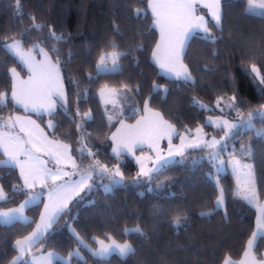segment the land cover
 <instances>
[{
    "label": "trees",
    "instance_id": "16d2710c",
    "mask_svg": "<svg viewBox=\"0 0 264 264\" xmlns=\"http://www.w3.org/2000/svg\"><path fill=\"white\" fill-rule=\"evenodd\" d=\"M246 7L247 0H222L219 27L206 16L208 28L217 39L209 42L201 38L202 33L192 36L184 62L193 81L185 82L165 76L152 61L159 35L149 0H0V93L9 97L6 105L0 106V121L23 112L10 97L11 70L28 75L4 45L20 41L35 52L43 48L56 63L59 61L67 100L58 103L52 114L33 116L45 128L48 120L54 122L49 134L70 145L77 174L95 159L101 165H116L123 176L105 192L101 182L109 179L94 175L90 184L95 187L69 204L33 247L35 253L55 251L70 257L78 250L83 260L73 256L70 264H224L226 257H243L255 231L257 208L236 194V175L230 168L217 174L211 167L207 155L212 149L190 148L178 162L149 180L138 176L136 155H113L110 137L121 120L134 121L142 114L145 101L174 126L175 142L182 134L193 135L198 128L207 138L224 136L225 129L208 124V116L237 122L247 118L250 111L262 110L264 84L252 65L264 77V18L246 14ZM137 9L141 10L139 16ZM35 25L41 27L36 29ZM52 32L62 39H52ZM112 45L127 53L119 60V70L97 73L100 56L114 50ZM154 85L167 91H154ZM104 86L128 89L122 108L106 111L99 96ZM233 103L234 108L229 106ZM201 104L206 107L201 108ZM85 113L90 118H84ZM253 123L254 129H241L229 136L222 154L231 157L235 153L241 161L254 163L259 200H264V136L255 133L264 130V123L259 119ZM82 137L94 158H82L77 151L82 147ZM242 148L252 154L242 155ZM0 183L7 194L0 202V211L17 207L28 198L29 190L24 188L17 168H0ZM52 185L41 189L40 201L27 208L28 222L0 223V264H10L19 255L15 243L34 230ZM220 187L225 204L216 209ZM176 217L182 220L179 229L173 224ZM136 228L142 235L125 231ZM77 236L91 249L98 247L97 239L109 241L110 237L130 243L135 251L126 257L113 254L101 259L79 244ZM255 254L263 258L264 238L258 239ZM24 261L28 260L23 258L20 264Z\"/></svg>",
    "mask_w": 264,
    "mask_h": 264
},
{
    "label": "snow or ice",
    "instance_id": "6c2138e0",
    "mask_svg": "<svg viewBox=\"0 0 264 264\" xmlns=\"http://www.w3.org/2000/svg\"><path fill=\"white\" fill-rule=\"evenodd\" d=\"M220 0H213V10L211 12L212 17L215 20V26L219 27L221 24V12H220ZM150 7L152 8L153 15L156 17V24L159 26L161 31V40L165 43L167 47V56L165 61L161 63V68H166L171 73H174V78L177 80H183L185 82L191 81V74L188 72L187 67L180 63L181 56L185 51L186 45L190 38H192L194 33L200 32L203 35L202 39H205L209 42H215L217 37L213 36L207 26V21L203 17H197L194 15V5L189 2V0H150ZM136 15L139 16L141 10H135ZM246 14L259 16L264 18V0H247ZM34 19V18H33ZM40 25H35L36 29H39ZM51 38L55 40H61L62 37L56 36L54 32L51 33ZM13 55L23 59L22 45L20 41H14L12 44L4 45ZM113 51L104 53L100 56L99 62L97 64V73L100 72H115L120 68L119 60L122 56L127 53H122L115 50V45H112ZM161 45L157 44V51L153 52V58H158V50ZM36 46L34 45V49ZM41 54L45 56V60L39 64L31 61V57L27 60H23L24 63L29 65L31 71H33L34 76L36 77V85L32 88H20L17 89V85L14 82L12 85L11 99L16 102V104H23L25 110H29L28 102L33 104L31 110L40 113L41 109L52 114L55 110V102L52 100L53 96H56L60 100H64V92L62 88V83L59 78L58 70L56 65L52 64L47 56V53H44L41 49ZM55 52V49H51ZM106 61H111V66H109ZM59 63V61H57ZM12 73H15V69L11 70ZM252 71L260 77V83L264 84V77L260 76V72L255 65H252ZM91 79V77H90ZM160 86L154 85L153 90L159 91ZM166 92L167 89H164ZM103 93V90H102ZM262 95H264V89H261ZM9 97L6 93H0V106H5ZM221 100L223 98H220ZM235 101V97L232 98ZM219 106V103L218 105ZM230 107H235V104H230ZM148 101H145V109L147 110ZM201 108L206 106L201 104ZM262 110L259 111H250L247 115V118H241L236 123H230L227 120H222L221 123L217 124V127H226L228 131L225 132V137H228L233 134H238V130L241 129H254V120L259 119L261 123H264V106H261ZM77 115H79V110H77ZM159 117V113L155 114ZM84 118H90V114L85 113ZM111 119V117L109 118ZM162 123L171 130L172 133L175 132L174 126L167 125V122ZM209 124L212 123L211 118L208 121ZM34 121L22 120L20 117L9 118L8 121L0 125L4 128H14L17 125L20 126V131L24 132L28 139L24 140L18 135H11L10 133L6 134L0 132V149L3 150L2 154L5 159H0V168H19L20 175L24 180L25 189H31L35 186L36 180L39 176H43L42 182H47L51 179L56 181L62 178V176H68L69 173L64 172L62 169H56L55 171L43 167L44 162L40 161L37 156L34 155V151H39L33 133L29 131L25 125H33ZM49 127L54 128L55 124L50 121ZM81 126L77 125L79 130ZM200 130L198 129L197 132ZM257 136H264V130H255ZM115 138V137H114ZM181 144L177 148V155L183 156L186 148L191 149H212L208 152L207 161L212 168L216 170V173L219 174L224 170L226 164L230 165L233 173L237 176L238 185L242 182L244 185L243 190V199L246 200L249 204L253 203V198L256 196L255 190V169L254 163H241V160L237 159L235 153L230 154L231 158L225 161L221 158L222 152L224 150V145L222 143L224 138L221 140H216L213 138L210 141H200V142H189L187 145L184 143V137L181 136ZM171 144V137L169 139ZM51 144V142H48ZM80 143L82 147L77 149L81 157L84 156L94 158L95 153L91 148L87 147L83 142V137L81 138ZM31 145V147H29ZM220 147H217V146ZM57 150L56 153V162L60 163V160L66 156L68 145L65 144H56L54 145ZM123 151V149H121ZM113 152L119 156L116 148H113ZM242 155L247 154L251 155L250 149L241 150ZM172 156L171 150L169 151V157ZM25 157L26 159H21ZM68 159H71L69 156ZM204 159V158H201ZM196 161H194L195 163ZM170 159L167 158H158L156 164L150 168H141L138 176L147 177L149 180L156 178V174L160 173L162 169L166 168ZM75 162L73 161V167H75ZM109 169L100 164L99 160L93 159V163L79 175V179L72 182H65L56 186V188L49 193V199L52 200L55 195V200L51 205L49 210V205H45V211L47 214V219L45 222V215H41V225L37 226L36 231H34L29 237H26L24 240H17L15 243V249L18 251L19 255L10 262V264H20V261L23 259L25 254L30 250L32 245L37 242L44 234L52 228L55 221L59 216L68 208V203L73 199L74 196L79 195L80 192L87 190L90 192L95 185L90 184L89 181L93 180V174L100 176L101 178L107 177L109 179V184L103 185L105 192L111 189L113 184L119 183L123 179L122 173L117 168L111 171L109 175ZM211 175V173H209ZM116 177H120V180H117ZM31 180V183L29 182ZM219 187V180L216 181ZM16 190V186H13V191ZM237 195H241L239 188L237 190ZM28 199L20 205L19 208L13 209L10 212H0V223L10 224L17 220L27 221V217L24 216V211L31 205L37 204L43 193L40 192H31L27 193ZM7 196L3 191V187L0 186V201L6 200ZM225 196L223 188H219V195L217 196L215 208L219 209L224 205ZM262 214L257 217V230L253 232L252 238L248 240V248H253L255 246L258 238H264V209L261 210ZM204 215H211V213H201ZM186 219V218H184ZM174 226L179 229L182 227V220L180 217H176L173 220ZM127 232H140L139 228L136 229H126ZM75 235V233H73ZM79 244L83 245L84 248L88 249L93 256L98 258H105L111 256L112 254H117L120 257H126L129 254L134 253V248L128 242L118 244L115 241H112L109 244H105L104 240H96V243L99 247L96 250L89 248L87 244H84L83 240H80L77 236ZM109 239H111L109 237ZM245 256H248L249 253L245 251ZM70 259L63 261V264H70L71 257H79V251L69 254ZM83 260V257H80ZM56 260H62L61 257L57 256L55 253H48L47 256H42L39 258V264H53ZM24 264H29L28 261H24ZM32 264H36L35 261ZM224 264H231L230 258L226 257Z\"/></svg>",
    "mask_w": 264,
    "mask_h": 264
},
{
    "label": "crops",
    "instance_id": "0c3cea01",
    "mask_svg": "<svg viewBox=\"0 0 264 264\" xmlns=\"http://www.w3.org/2000/svg\"><path fill=\"white\" fill-rule=\"evenodd\" d=\"M189 2L193 3V5H194V15L195 16L203 17L204 20L207 21L206 16L208 15L215 22L214 18L211 15V12L213 10V0H189ZM149 5H150V0H149ZM219 8H220L221 20H222V0H220ZM150 9L152 11L151 7H150ZM152 13H153V11H152ZM154 18L156 21L155 16H154ZM207 26H208V23H207ZM156 27H157L158 35H159L157 44H160L161 47L158 50V58H153V54H152V61L158 67V69L160 70V72L162 74H164L167 77L174 78V73L169 72L167 70V67L162 69L160 66L161 63H163L165 61V57L167 56L168 50H167L165 43L162 42V40H161V31H160V28L157 24H156ZM197 33H200V32H197ZM194 34H196V33H194ZM190 40H191V38H190ZM190 40L188 41L186 48H185V51L182 54L181 60H180V63H182L184 66L187 67V70L189 73H190V70H189L188 66L186 65V63L184 62V56H185V53H186V50H187V47H188ZM13 42L14 41L8 43L7 45L12 44ZM157 44H156L154 51H157ZM40 50H41V48H37V51H39V53H36L37 51L35 52L32 49H26L22 46L23 59L14 55L22 63V65L28 70L27 76L22 75V73L20 71H18L17 69H15L14 74L11 71L13 83L14 82L16 83L18 90L20 88H26V89L32 88L36 85V77L34 76L33 71L30 70L29 65L27 63H24L23 60H27L29 57H31V61L34 63L39 64V63L43 62L45 60V56L43 54H41ZM44 53H47V56H48L50 62L52 64L56 65V69L58 70L59 78H60V81L62 83V88H63V92H64V100L63 101L58 99L56 96L52 97V100L55 102V109H56L58 103H66V100H67L66 86H65V83H64V80H63V77H62V74L60 72L58 64L56 63V61L51 57V55L48 52H44ZM161 88L166 89L165 87H161ZM127 90H128L127 88L116 89V97L117 98L115 101H112V104H109L107 106V110H106L107 112L109 111L110 107H121L122 108V106H124V105H122L121 102H122V100H125L124 102L127 101V98H128ZM10 97H11V95H10ZM14 103L16 104L15 101H14ZM16 105L23 112L22 113H15L13 115L8 116L7 118L0 121V125L5 123L6 121H8L10 117L13 119L15 117H20L22 120L34 121L33 125H25V127L33 133V137H34L38 147L40 148L39 151L33 150L34 155L37 156L40 161L44 162L43 167H47L53 171H55L56 169L59 168V169H62L64 172L69 173L68 176H62V178L59 180L52 181L51 179H49V180H47V182H42L43 176L41 175L37 178L35 186L31 189H27L31 192H40V190L43 189L45 186L53 183L52 187L45 194V203H44L42 212L40 214L38 223L36 224L34 230L28 236H26V237H29L34 231H36L38 225H41V227H43L42 221H41V215L42 214L45 215V222H46L48 213L45 211V205H49V210H50L51 205L53 204V202L55 200V195L53 196L52 200L49 199V193L52 192L56 188V186L59 184H62L65 182L75 181V180H73V178H74V174L76 175L77 163H76V160L72 154V150H71L70 145L67 144L66 142L61 141V140L54 139L49 134V131L53 129V128L49 127V122L52 120H48L46 122V128H45L44 126H42L40 124V122L36 119V117L33 116V114H35V115H49L48 112L44 111L43 109H41L40 113H37V112L31 110L33 107V104L31 102H28L29 110H27V111L25 110L23 104H16ZM156 113H159V117H157L155 115ZM210 118L212 121V123L210 125L213 127H216V128L225 129V127H217V124L221 123L222 120H227L230 123H234V122L228 120L227 118L215 117V116H208L207 123H208ZM162 121L167 122V125H172L168 120H166L164 118V116L161 114V112L152 109L149 106V104H148L147 110L145 109V105H144L142 114L137 119H135L134 121H128L126 119L121 120L119 122L118 126L116 127V129L114 130V132L111 134V137H110L112 140V153H113V155L117 156V154L113 152V148L117 149V152L120 153L119 156L122 154L136 155V161H137V164H138L140 170L142 167L145 169L153 167L156 164L158 158H161V157L170 159L171 163L174 162L176 159H180L181 156L177 155V148L181 144V139L179 138V141L175 142L174 138L176 135V130L174 133H172L171 130L168 129L162 123ZM198 129L200 130L199 132H197ZM198 129L194 132L193 135H188V134H182L181 135L184 137L185 145H187L189 142L195 143V141H193V140L197 139L196 137L199 135L203 137L202 140L207 138L205 131L202 128H198ZM0 132L6 133V134L10 133L11 135H14V136L18 135L24 140L28 139V136L24 132L20 131L19 125H17L14 128L0 127ZM225 132H226V130H225ZM170 137H171V144L169 142ZM49 141L51 142V144L48 143ZM197 142H200V141H197ZM56 144L68 145L67 154L65 157H63L60 160L59 164H57V162H56L57 150L54 147V145H56ZM29 147H31V145H29ZM121 149H123V151H121ZM139 149H145V151L140 152V153H136V151ZM188 149H190V148H186L185 151ZM170 150L172 152L171 157H169V151ZM0 151L3 152L2 149H0ZM69 156L71 157V159H68ZM2 159H5V157ZM21 159L23 160L26 158L21 157ZM73 161L75 162V165H76L75 167H73ZM171 163H169V164H171ZM241 163H248V162L241 161ZM17 169L20 173V169L18 167H17ZM79 175L80 174H78L77 180L79 179ZM21 179H22L23 185H24V180L22 177H21ZM29 182L31 183V180ZM236 182H237L236 191L239 188V191L241 192V195H239V196L243 197L244 185L242 182L238 185L237 176H236ZM89 183H91V181H89ZM0 186H2L1 183H0ZM255 190H256V196L253 198V203H251V204L255 205V207L257 208V217H258L262 214L261 210L264 209V200L258 199L256 179H255ZM3 191H4V188H3ZM83 192H80L79 195L74 196L73 199L71 201H69L68 206L74 199L78 198ZM40 193H42V192H40ZM5 194H6V192H5ZM6 196H7V194H6ZM23 203H21V204H23ZM20 205L17 207L10 208V209L2 210L0 212H10L13 209L19 208ZM31 206H33V205H31ZM26 210H27V208L24 211V216L27 217V221H24V220H17V221H20V222H28L29 221V217L26 213ZM257 217H256V225H257ZM14 222H16V221H14ZM256 230H257V228L255 227V231ZM48 231L44 232L43 236ZM26 237L19 239V240H24ZM257 241H256L255 246L253 248H248V245H247L246 251L249 253L248 256L243 255V257L240 260H233L230 258L231 264H264V254H263L262 259H258L256 257V254H255V247H256ZM33 247L34 246H32L30 248V250H29L30 252L28 254L31 253V250L33 249ZM48 253H55V254H57V256H59L61 258L64 257L55 251L35 253V255H37L38 257H41V256H47ZM64 259H68V257H64V258H62V260H56V261H61V262L66 261ZM56 261H54L53 264H55ZM35 262H36V264H39V258L36 259ZM29 264H32L31 260H29Z\"/></svg>",
    "mask_w": 264,
    "mask_h": 264
},
{
    "label": "rangeland",
    "instance_id": "374dc122",
    "mask_svg": "<svg viewBox=\"0 0 264 264\" xmlns=\"http://www.w3.org/2000/svg\"><path fill=\"white\" fill-rule=\"evenodd\" d=\"M44 52H48L47 50H45V49H43V48H41ZM113 51V50H112ZM117 51V50H116ZM109 52H111V51H109ZM120 52V51H119ZM36 53H39V51H37ZM107 53V52H106ZM106 63L109 65V66H111V61H106ZM120 65V64H119ZM257 69H258V67H257ZM259 70V69H258ZM100 73H103V72H100ZM256 74V73H255ZM256 76H257V74H256ZM260 76L262 77V75H261V73H260ZM257 78L260 80V77H258L257 76ZM191 81H193V79L191 80ZM161 88V87H160ZM102 90H103V93H102ZM99 96H100V98H101V100H102V103L104 104V106H105V108H106V110H107V106L109 105V104H112V101H115L116 100V89L115 88H113V87H110V86H104L103 88H101L100 89V91H99ZM122 103V102H121ZM234 123H236V122H234ZM225 130L226 131H228V129L225 127ZM224 136H210V137H208V138H206V139H204V140H202L203 139V137L202 136H197L196 138L197 139H195V140H193V141H195V142H197V141H210V140H212L213 138H215L216 140H221V138H224L223 139V141H222V143L224 144V145H226L227 146V142H226V140H227V138L229 137H225V134H223ZM231 136V135H230ZM217 147H220L219 145L217 146ZM229 149L228 148H226L225 149V153H229ZM221 158L222 159H224L225 161H227L228 159H230L231 157H226V154L224 155V153L222 154V156H221ZM180 159H176L174 162H172V163H175V162H178ZM104 166H106L110 171H109V174L111 175V171L112 170H115V169H117V166L116 165H114V166H107V165H104ZM228 166V167H227ZM227 168H230L231 170H232V168H231V166L230 165H227L226 164V166H225V168H224V170L223 171H225ZM82 172H84V171H82ZM81 172V173H82ZM80 173V174H81ZM94 175L95 174H93V177H94ZM77 177H78V174L76 173V175L74 174V178H73V180H77ZM116 179L117 180H120L119 179V177H116ZM102 183V186L103 185H107V184H109V181H104V182H101ZM221 188V187H220ZM258 192V191H257ZM225 196V195H224ZM258 199H259V196H258ZM224 204H225V202H224ZM224 207V205L221 207V208H223ZM41 239V238H40ZM39 239V240H40ZM38 240V241H39ZM99 240H102V239H99ZM37 241V242H38ZM112 241H115L116 243H118V244H122V243H120V242H118V241H116V240H114V239H110L109 241H106V240H104V242H105V244H109V243H111ZM37 242H35L32 246H35L36 245V243ZM85 244V243H84ZM98 247H99V245H98ZM97 247V248H98ZM89 248H91V247H89ZM96 248V249H97ZM96 249H92V250H96ZM30 251H28L26 254H25V256L23 257V258H26L28 261L29 260H31L32 262L33 261H36V259H38V258H40V257H38L37 255H35V252L33 251V249L31 250V253L30 254H28ZM28 254V255H27ZM115 254V253H114ZM113 255V254H112ZM117 255V254H116ZM42 257V256H41ZM79 257H81V253H79ZM108 257H110V256H108ZM62 258H64V257H62ZM106 258V257H105ZM70 259V257H68V259H64V260H69Z\"/></svg>",
    "mask_w": 264,
    "mask_h": 264
}]
</instances>
